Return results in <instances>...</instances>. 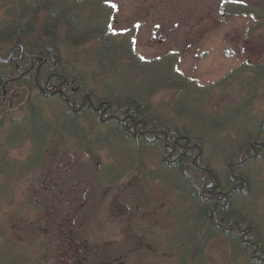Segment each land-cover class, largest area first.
<instances>
[{
    "label": "rangeland",
    "instance_id": "rangeland-1",
    "mask_svg": "<svg viewBox=\"0 0 264 264\" xmlns=\"http://www.w3.org/2000/svg\"><path fill=\"white\" fill-rule=\"evenodd\" d=\"M70 1L80 19L99 15L93 27L108 24L142 62L157 65L103 72L97 41L70 45L59 33L67 74L87 91L143 100L154 120L201 139L203 163L219 186L232 183L231 174L245 175L248 185L232 195L227 212L243 217L263 244L264 151L251 153L256 160L249 152L264 137V0ZM9 5L0 3V22ZM14 46L1 45L0 57ZM162 62H170L185 89L167 87ZM52 90L43 98L36 90L19 95L15 86L0 114V264H256L254 248L237 232L224 227L229 231L217 235L201 218L203 206L188 187L201 201H212L209 191L196 176L197 187L184 178L187 167H168L159 143L125 140L114 124L77 118ZM31 105L41 118L17 126L31 116ZM6 133L36 144L26 138L4 148ZM235 162L240 167L230 168ZM211 223L220 229L225 221Z\"/></svg>",
    "mask_w": 264,
    "mask_h": 264
},
{
    "label": "trees",
    "instance_id": "trees-1",
    "mask_svg": "<svg viewBox=\"0 0 264 264\" xmlns=\"http://www.w3.org/2000/svg\"><path fill=\"white\" fill-rule=\"evenodd\" d=\"M3 1L10 2L12 5H9L4 20L0 22V46L5 43H14L13 49L18 48L19 53L14 59L13 55V60L8 64L0 63V114L8 111V107L11 106L12 96L10 92L15 86H17L19 95L36 90L43 98H46V90L53 89L51 97L53 95L60 97L71 115L79 118L88 114L94 117L100 125L114 124L115 128H118L117 132L125 140H135L137 143L141 141L159 143L166 155L168 167L180 172L184 167H187L189 173L184 178L191 181L193 186L192 176H196L198 178L197 185L201 189L203 188L205 192L209 191V198L212 201L204 199L201 201V198L197 197L198 194L194 191V187L187 186L194 196L195 202L203 206L200 209L203 211L201 218L205 215L209 218L210 228L217 235L229 231L226 228L237 232L250 247L254 248V254L257 255L255 257L258 260L256 264H264V243H261L260 236H255V238L253 234L251 235L252 227L246 224L243 217H239L233 212H227L228 206L232 202V195H238L236 190L248 185L245 175L231 174L232 183L228 181V185L225 186L226 189H223L225 187L218 185L214 172L203 163L201 139L199 140L192 136V133L179 129L168 121L157 122L154 120L150 116L149 105L143 100L139 101L132 97L131 99L123 98L120 100V96L115 93H105L104 89H102L101 95L87 91L85 84L67 74L64 66H61L59 62L58 48L61 42L59 33H64V37H66L64 43L70 45L73 43L77 46L78 43L97 41L99 56L105 60L103 65L107 66L103 72H110V70H116L118 67L127 65L138 66L142 69V66L152 68L157 64L142 62L134 53L133 47L125 42V39H118L117 34L109 29L108 24L102 23L101 26L95 25L93 27L99 20V15L94 17L87 15L84 17L85 19H80L78 13L75 12L78 5L71 3L70 0H38L35 3L27 2L28 0H0V3ZM16 5L17 7L14 8ZM21 48L26 51L25 55L21 54ZM8 57L1 56L2 59ZM159 65L160 68L158 69L164 74L162 80L167 83V87L172 86L171 88L178 90L187 87V82L172 71L170 62H162ZM6 69H10L9 73L14 72V74L9 76L10 74H7ZM31 106L33 107V105ZM31 111L33 112L30 117L16 122V125L28 127L34 119H40V115L43 114L39 106L33 107ZM73 116L68 120L69 123L74 121ZM50 126L48 125V127ZM7 136V133L1 136L4 139L1 146L4 148H15L26 138L33 141L29 135H26L16 143L9 140ZM33 142V145L36 144L35 141ZM260 143L261 141L253 140L249 152L250 160H252L251 158L256 160L255 154L251 153L256 146H260ZM42 146L45 145L42 144ZM3 147H1V154L7 158V151ZM32 164L34 166V163ZM228 165L230 168L233 166L234 168L240 167L238 162ZM33 166L29 165L30 168ZM179 176H181L180 173ZM210 184L213 187L209 190L207 186ZM194 185L196 186V184ZM213 200L215 201L213 202ZM218 206L226 210L217 211ZM215 218H221L222 221H225L224 225L221 226L222 228H214V223L211 221ZM255 247L261 249L258 250Z\"/></svg>",
    "mask_w": 264,
    "mask_h": 264
},
{
    "label": "flooded vegetation",
    "instance_id": "flooded-vegetation-1",
    "mask_svg": "<svg viewBox=\"0 0 264 264\" xmlns=\"http://www.w3.org/2000/svg\"><path fill=\"white\" fill-rule=\"evenodd\" d=\"M15 55L16 54H14V56H13V59L15 58ZM12 58H11V60H13ZM10 60V61H11ZM9 61V62H10ZM9 62H7V63H3L2 61H0V63H2V64H8ZM263 146H264V137H263V141H261V143H260V146H256V148H257V150H259L260 152H262V151H264V149H263ZM256 148L254 149V150H256ZM252 150H253V148H252ZM256 155V154H255ZM251 159H253V158H251ZM213 186H212V184H210V185H208L207 186V188L208 189H211ZM91 248V247H90ZM90 248H89V250H90ZM91 250H93L92 248H91ZM97 250H99V249H97Z\"/></svg>",
    "mask_w": 264,
    "mask_h": 264
},
{
    "label": "water",
    "instance_id": "water-1",
    "mask_svg": "<svg viewBox=\"0 0 264 264\" xmlns=\"http://www.w3.org/2000/svg\"><path fill=\"white\" fill-rule=\"evenodd\" d=\"M17 49H18V48H15V49L11 52V54L9 55V57H8L7 59H2V58L0 57V61H2L3 63H7V62H9V61L11 60L12 56L14 55V53L17 51ZM21 49L23 50V48H21Z\"/></svg>",
    "mask_w": 264,
    "mask_h": 264
}]
</instances>
